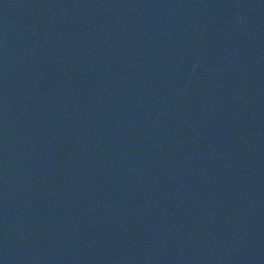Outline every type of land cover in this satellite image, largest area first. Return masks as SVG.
Instances as JSON below:
<instances>
[{
  "label": "water",
  "instance_id": "obj_1",
  "mask_svg": "<svg viewBox=\"0 0 264 264\" xmlns=\"http://www.w3.org/2000/svg\"><path fill=\"white\" fill-rule=\"evenodd\" d=\"M0 264H264V0H0Z\"/></svg>",
  "mask_w": 264,
  "mask_h": 264
}]
</instances>
